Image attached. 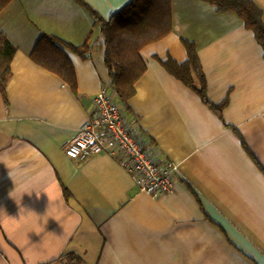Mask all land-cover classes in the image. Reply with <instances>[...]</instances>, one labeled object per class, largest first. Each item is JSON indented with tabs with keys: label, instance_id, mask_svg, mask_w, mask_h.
I'll list each match as a JSON object with an SVG mask.
<instances>
[{
	"label": "crops",
	"instance_id": "1",
	"mask_svg": "<svg viewBox=\"0 0 264 264\" xmlns=\"http://www.w3.org/2000/svg\"><path fill=\"white\" fill-rule=\"evenodd\" d=\"M108 20L131 0H83ZM264 11V0H252ZM173 31L141 50L147 69L127 109L159 160L178 164L172 193L152 197L105 153L70 159L66 145L108 87L104 38L75 0H13L0 31L17 47L0 90V264H264V49L234 12L172 0ZM264 18V16H263ZM42 33L63 47L77 93L35 63ZM194 42L220 117L160 60ZM122 104V103H121Z\"/></svg>",
	"mask_w": 264,
	"mask_h": 264
},
{
	"label": "trees",
	"instance_id": "2",
	"mask_svg": "<svg viewBox=\"0 0 264 264\" xmlns=\"http://www.w3.org/2000/svg\"><path fill=\"white\" fill-rule=\"evenodd\" d=\"M13 0H0V12ZM213 5L219 13L234 12L251 30L264 49V11L252 0H201ZM99 26L104 38L105 65L111 78V88L127 109L135 95V85L145 73L147 66L141 50L165 38L173 31L172 0H131L129 4L106 20L83 0H75ZM90 33L84 44L75 46L61 38L42 33L31 52L32 60L45 69L59 75L77 93V78L73 65L63 47L88 58L91 46ZM187 60L178 63L170 56L160 60L165 69L187 87L195 91L220 117L227 105L214 104L208 97V84L194 42L183 39ZM17 47L0 31V90L6 98V87L12 76L11 63Z\"/></svg>",
	"mask_w": 264,
	"mask_h": 264
},
{
	"label": "built area",
	"instance_id": "3",
	"mask_svg": "<svg viewBox=\"0 0 264 264\" xmlns=\"http://www.w3.org/2000/svg\"><path fill=\"white\" fill-rule=\"evenodd\" d=\"M94 103L96 114L66 145V155L70 159L84 160L101 153L108 154L132 176L141 192L152 197L172 193L179 173L178 164L155 157L130 125L122 104L113 100L108 87L95 95Z\"/></svg>",
	"mask_w": 264,
	"mask_h": 264
}]
</instances>
